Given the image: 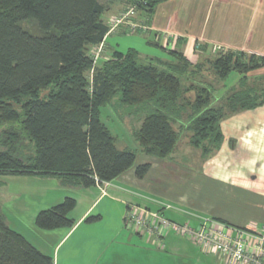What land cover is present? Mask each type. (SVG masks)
Returning <instances> with one entry per match:
<instances>
[{
	"label": "trees",
	"instance_id": "obj_1",
	"mask_svg": "<svg viewBox=\"0 0 264 264\" xmlns=\"http://www.w3.org/2000/svg\"><path fill=\"white\" fill-rule=\"evenodd\" d=\"M157 1L137 10L150 12ZM104 10L99 0H0L1 175H55L86 187L134 167L142 178L150 163L135 165V149L116 147L100 117L108 104L147 106L133 138L142 153L164 159L177 144L175 124L189 132L188 143L206 158L220 147L223 119L264 103V86L248 84L264 81V73L252 74L264 67V56L255 53L221 49L213 58L191 62L177 48L164 47L165 59L141 57L129 48L94 63L90 47L108 31ZM23 21L35 22L39 33L23 29ZM204 62L213 81L196 77ZM233 72L240 75L236 84L217 96V82ZM74 205V198L65 197L38 211L35 224L70 227ZM97 218L88 215L85 221ZM0 264H53L52 256L7 225L1 210Z\"/></svg>",
	"mask_w": 264,
	"mask_h": 264
},
{
	"label": "crops",
	"instance_id": "obj_2",
	"mask_svg": "<svg viewBox=\"0 0 264 264\" xmlns=\"http://www.w3.org/2000/svg\"><path fill=\"white\" fill-rule=\"evenodd\" d=\"M99 1L105 8L101 14L105 24L130 2ZM132 20L154 33L158 42H150L147 31L132 36L134 31L123 24L108 30L102 42L90 49L101 45L103 58H107L114 51L124 52L123 41L134 37L142 51L133 45L127 49L157 56L150 52L158 49L166 53L164 47L177 48L191 62L201 61L214 48L264 56V0H159L150 12L144 8L136 10ZM262 73L264 67L252 72ZM239 77L231 73L217 93L236 84ZM220 127L223 140L213 154L203 158L194 147L190 154L172 152L164 159L154 157L148 161L150 167L142 178L135 176L134 167L112 181L86 187L63 183L55 175L8 174L2 181L5 191L0 210L7 225L52 256L53 264H177L184 246L195 244L168 233L165 247L157 249L152 239L125 226L129 205L162 209L167 217L179 222L188 220L192 225L205 216L234 227L263 230L264 103L226 117ZM65 197L75 199L69 212L73 224L51 229L38 227V211ZM9 211L16 212L15 218ZM88 215L98 218L85 221Z\"/></svg>",
	"mask_w": 264,
	"mask_h": 264
},
{
	"label": "built area",
	"instance_id": "obj_3",
	"mask_svg": "<svg viewBox=\"0 0 264 264\" xmlns=\"http://www.w3.org/2000/svg\"><path fill=\"white\" fill-rule=\"evenodd\" d=\"M147 1L132 0L126 9L107 21L108 30L126 24L129 31H135L138 24L132 15ZM101 52V45L91 50L94 63L102 58ZM124 223L132 232L152 239L157 249H163L164 237L174 233L195 243L202 252L216 254L219 264H264V225L260 232H248L205 216L192 225L188 220L179 222L167 217L162 209L137 204L127 207Z\"/></svg>",
	"mask_w": 264,
	"mask_h": 264
},
{
	"label": "rangeland",
	"instance_id": "obj_4",
	"mask_svg": "<svg viewBox=\"0 0 264 264\" xmlns=\"http://www.w3.org/2000/svg\"><path fill=\"white\" fill-rule=\"evenodd\" d=\"M21 26L23 29L33 33V34H37L39 33V30L37 28V25L35 24V22L33 21H23L21 23ZM147 30H145L144 28H142V25H139L135 27V31L133 33L132 36H137L139 34H142L140 32H145ZM136 32V33H135ZM139 33V34H138ZM146 35H148V39L150 42H158L157 41V37H155L154 33L152 32H145ZM131 33H128V35H130ZM134 37H131V39H125L123 41L122 44V50L126 51V49L128 48V46H134L137 47V50L139 52H141L142 50V46L140 43H138L136 41V39ZM127 40V41H126ZM128 41H131L130 43L132 44H127L129 43ZM222 51L220 48H214L212 51H209V53L207 54L206 57L208 58H213L214 55L217 54L218 51ZM153 52H150L151 55H157V56H161L164 58H168V54L160 51L158 49L152 50ZM146 51H143L142 53H144ZM91 54V52H90ZM102 55V58L105 57L102 52L100 53ZM141 57H149L150 55H144V54H140ZM203 56H201L202 58ZM200 58V57H199ZM198 58V59H199ZM101 60L98 59L97 62ZM88 79H90L91 76V72L86 73ZM236 73L233 72L232 75H235ZM198 79L202 78V80L204 81H213L214 80V75L209 67V64L204 62L202 64V73L200 75L196 76ZM187 81L184 82V84H188L186 83ZM261 86H264V81H256V80H249L248 84L252 85V84H258ZM217 86H221L220 82H217ZM45 91H42L41 93L43 94ZM220 94H217V96ZM186 96L190 99L193 98V93L192 92H188L186 93ZM218 101H216L215 103H217ZM116 105V104H115ZM115 105H106L101 107V120L109 127L110 131L112 132V134L115 135L116 137V147L117 148H124V147H130L136 150V160H135V164L138 161H144V162H148L154 159V157L149 156V155H145L144 153H142L140 151V149L137 147L136 141L133 138V130L138 128L140 125V120L141 118L144 116V114L146 113V111L148 110V108H146L147 106L143 107L141 109H139L137 106H126V107H118ZM183 121L185 122L186 119H183ZM5 127V126H0V131L1 129ZM175 128L178 130V139H177V144H176V149H174L173 151V155H179V154H190L192 152H194V147H192L189 143H188V137H189V132L187 130H185L184 128H180L178 124H175ZM194 169V168H193ZM195 172V171H194ZM6 177L7 175H1L0 174V204L3 203V192L5 191L4 187L2 186L3 182L2 181H6ZM12 187V186H11ZM10 202V201H9ZM8 202V203H9ZM7 203V206H9ZM10 215H12V217H14L13 215H16L15 211H9ZM169 215V214H167ZM15 218V217H14ZM14 223V220H12ZM27 221V220H26ZM234 227V226H233ZM237 228H241V227H237ZM244 230H247L248 232H255L252 229H247V228H241ZM195 244V243H194ZM180 253V252H179ZM177 264H219V258H217V256L212 253H204L200 250V248L195 244V247L189 243H187L184 248H183V252L178 254V258H177Z\"/></svg>",
	"mask_w": 264,
	"mask_h": 264
}]
</instances>
